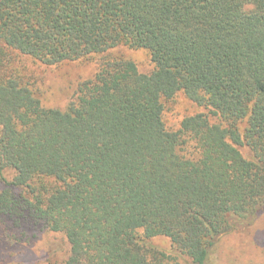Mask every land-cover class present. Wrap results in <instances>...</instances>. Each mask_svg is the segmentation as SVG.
I'll return each mask as SVG.
<instances>
[{
  "label": "trees",
  "instance_id": "obj_1",
  "mask_svg": "<svg viewBox=\"0 0 264 264\" xmlns=\"http://www.w3.org/2000/svg\"><path fill=\"white\" fill-rule=\"evenodd\" d=\"M15 52L98 71L46 108ZM178 94L205 112L171 129ZM0 177V214L63 234L65 264H209L264 213V0H0Z\"/></svg>",
  "mask_w": 264,
  "mask_h": 264
},
{
  "label": "rangeland",
  "instance_id": "obj_2",
  "mask_svg": "<svg viewBox=\"0 0 264 264\" xmlns=\"http://www.w3.org/2000/svg\"><path fill=\"white\" fill-rule=\"evenodd\" d=\"M112 54L134 62L141 73H150L154 64L148 51L118 46ZM14 65L22 69L33 90H36L41 104L46 108L65 110L79 85L94 77L98 71L99 58L83 59L47 66L28 56L14 53ZM205 112L183 94L168 101L165 107V121L171 129H178L187 116ZM244 156L250 151L241 148ZM8 181L14 171L7 170ZM5 184L0 177V192ZM19 194V190L15 191ZM150 244L177 255L170 240L157 237ZM70 254V245L61 233L51 232L41 223L29 217L14 219L0 214V264H65ZM185 261L184 258H181ZM209 264H264V213L252 225L239 227L223 236L209 258Z\"/></svg>",
  "mask_w": 264,
  "mask_h": 264
}]
</instances>
